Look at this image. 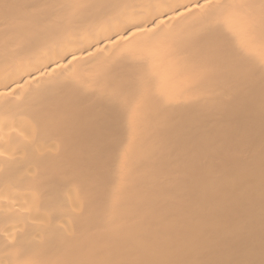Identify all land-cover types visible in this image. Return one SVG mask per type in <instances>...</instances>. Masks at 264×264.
<instances>
[{
  "label": "bare ground",
  "instance_id": "6f19581e",
  "mask_svg": "<svg viewBox=\"0 0 264 264\" xmlns=\"http://www.w3.org/2000/svg\"><path fill=\"white\" fill-rule=\"evenodd\" d=\"M259 5L0 0V264H259Z\"/></svg>",
  "mask_w": 264,
  "mask_h": 264
},
{
  "label": "snow or ice",
  "instance_id": "6c2138e0",
  "mask_svg": "<svg viewBox=\"0 0 264 264\" xmlns=\"http://www.w3.org/2000/svg\"><path fill=\"white\" fill-rule=\"evenodd\" d=\"M210 2V0H209ZM51 6V5H50ZM103 6V5H101ZM260 16H259V21L262 29H264V0H260ZM139 31H146V29H139ZM135 33H133L134 35ZM36 264H39V262H36ZM81 264H116V262H111V261H84L81 262ZM232 264H256L255 261H238V262H232ZM259 264H264V259H261L259 261Z\"/></svg>",
  "mask_w": 264,
  "mask_h": 264
}]
</instances>
